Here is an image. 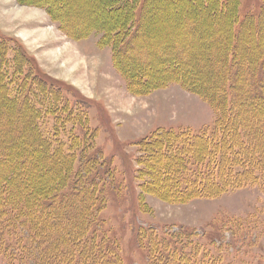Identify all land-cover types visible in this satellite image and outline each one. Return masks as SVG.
<instances>
[{"label": "trees", "instance_id": "trees-1", "mask_svg": "<svg viewBox=\"0 0 264 264\" xmlns=\"http://www.w3.org/2000/svg\"><path fill=\"white\" fill-rule=\"evenodd\" d=\"M209 1L202 0L199 8L224 13L214 19V25L224 19L229 22L224 46L213 57V62L223 65L226 72L222 74L220 68H216L214 72L221 77L216 80L219 83H213L206 91L202 84L191 79V69L186 68L191 62L180 67L172 56L161 60L162 70H171L172 74L158 81V88L174 82L197 94L216 113L214 128L198 132L190 128H160L137 142L140 153L136 158V179L145 192L160 198L158 192L162 197L171 195L173 203L213 198L248 185L257 186L264 193V148L254 139L259 133L252 130L247 121L237 119L246 109L239 97L253 95L259 102L250 105L262 111L252 116L259 115L264 123V105H260V100L264 99V53L259 51L253 57H241L247 65L242 69L236 59L248 42L242 39L243 35H249L254 46L264 42V8L241 19L239 0H219L218 5L216 1L214 5V0L211 4ZM30 3L43 7L52 20L63 26L69 24L65 18L61 19L59 11L63 8L57 3ZM104 3L103 20L89 29L100 35V46L112 48L117 69L126 75L129 72L121 66L122 58L117 53L125 47L124 39L130 42L135 36L132 32L127 35V30L145 19L149 2L145 3V8V5L140 7L137 0H106ZM193 4L189 1L188 7L195 9ZM131 9L133 18L128 19ZM116 11L125 13L123 19L110 20ZM57 14L61 16L56 17ZM0 49V54H5V48ZM19 51L13 62L15 71L22 76L20 70L30 67L29 77L12 78L11 82L5 69L8 63H0V93L4 97L0 115L4 113L3 105L10 106L11 117L23 108L28 111V127L26 124L21 128L27 136L21 139L24 145L7 144L8 133L13 129L11 124L0 135V161L4 164L0 169V256L6 264L22 261L122 264L120 241L101 217L107 204L105 187L113 179V169L109 163L103 167V153L96 146L94 133L86 130L80 135L75 131L85 125L86 116L81 119L78 104L71 105L62 99L61 91L67 90V86L43 73L23 47ZM209 74L212 73L206 78ZM210 78L208 81L212 82ZM34 79L41 83L37 87L43 89L44 94L31 86L36 84ZM148 80L145 78L143 85ZM54 87L61 91L54 94ZM34 142L36 148L29 151ZM5 151L9 157H3ZM107 177L110 180L107 181ZM198 239L195 231L158 233L153 228L140 227L137 232L138 245L146 251L149 264H214L209 247L196 242Z\"/></svg>", "mask_w": 264, "mask_h": 264}, {"label": "rangeland", "instance_id": "rangeland-1", "mask_svg": "<svg viewBox=\"0 0 264 264\" xmlns=\"http://www.w3.org/2000/svg\"><path fill=\"white\" fill-rule=\"evenodd\" d=\"M30 1L57 3L63 12L59 11L62 16L57 14L56 17L61 16L63 21L65 18L69 24L65 27L52 20L43 7L32 6ZM53 1L0 0V44L3 45L0 48H5V54H0V63H8L5 69L11 82L12 78L29 77L30 67L20 70V76L13 65L23 47L43 73L67 86L63 91L54 87L57 91L53 88V93L61 91L64 101L78 104L82 112L80 118L86 116L85 125L75 131L80 135L86 130L94 133L96 146L103 153V167L109 163L113 169L110 174L113 179L105 187L107 204L101 217L120 241L122 264H149L146 251L137 242L140 227L153 228L158 233L195 231L199 234L196 242L209 247L214 264H264V193L259 187L248 185L213 198L173 203L171 195L162 197L158 192L160 198L145 192L136 179V158L140 153L137 142L144 136L160 128H190L195 132L214 128L216 113L206 101L174 82L158 88V81L172 74L171 70H162L161 60L175 56V63L180 67L191 62L186 66L191 69V79L202 84L206 91L213 83L218 85L216 80L221 77L215 69L220 68L222 74L226 71L223 65L213 62V57L224 46L229 22L224 19L214 25L213 21L224 13L199 8L202 0H192L195 9L188 7L191 0H137L140 7L145 5V8L147 2L149 6L145 19L127 30V35L132 32L135 36L130 42L124 39L126 45L117 53L122 58L121 66L129 72L125 75L117 69L112 48L100 46V35L89 29L103 20L106 0ZM215 1L218 5L219 0H214V5ZM209 2L211 4V0ZM239 2L241 19L264 8V0ZM116 12L110 20L123 19L125 13ZM128 14V19L133 18L132 9ZM262 36L264 38V31ZM244 38L248 42L236 57L241 69L247 66L243 58L253 57L259 51L264 53L263 41L254 46L249 35H243ZM208 73L212 74L206 78ZM145 78L149 80L143 85ZM34 80L36 84L31 86L44 94L43 89L37 87L41 83ZM2 101L4 97L0 93V105ZM239 102L246 109L237 119L247 121L250 128L259 133L254 139L264 148L263 120L259 115L252 116L262 109L250 105L259 100L253 95L240 96ZM262 104L264 99L260 100ZM1 109L4 113L0 115V135L11 124L13 129L8 133L7 144L24 145L21 139L27 136L21 128L26 124L28 127V111L23 108L11 117L9 105ZM51 125L52 122L46 128ZM36 145V142L31 144L29 151ZM5 154L3 157H9L7 151ZM1 162L0 169L4 165ZM26 172L31 174V171ZM26 263L33 264L24 261L16 264ZM0 264H6L1 256Z\"/></svg>", "mask_w": 264, "mask_h": 264}]
</instances>
